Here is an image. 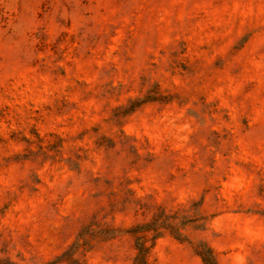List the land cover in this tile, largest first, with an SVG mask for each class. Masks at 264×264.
<instances>
[{
    "label": "rangeland",
    "instance_id": "rangeland-1",
    "mask_svg": "<svg viewBox=\"0 0 264 264\" xmlns=\"http://www.w3.org/2000/svg\"><path fill=\"white\" fill-rule=\"evenodd\" d=\"M0 264H264V0H0Z\"/></svg>",
    "mask_w": 264,
    "mask_h": 264
}]
</instances>
